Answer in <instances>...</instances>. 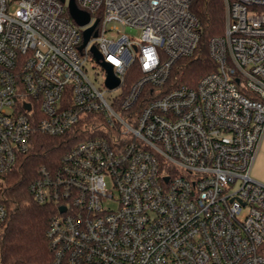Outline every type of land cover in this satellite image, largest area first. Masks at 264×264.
<instances>
[{
  "label": "built area",
  "instance_id": "built-area-1",
  "mask_svg": "<svg viewBox=\"0 0 264 264\" xmlns=\"http://www.w3.org/2000/svg\"><path fill=\"white\" fill-rule=\"evenodd\" d=\"M75 1L87 24L70 0H0V223L1 182L35 129L73 132L29 184L58 208L52 264H264V183L251 176L264 137V0H225L224 32L209 42L217 68L195 85L174 75L200 48L191 0Z\"/></svg>",
  "mask_w": 264,
  "mask_h": 264
},
{
  "label": "trees",
  "instance_id": "trees-1",
  "mask_svg": "<svg viewBox=\"0 0 264 264\" xmlns=\"http://www.w3.org/2000/svg\"><path fill=\"white\" fill-rule=\"evenodd\" d=\"M191 10L201 24L200 48L194 56L178 62L174 75L177 83L195 85L217 68L209 42L224 32L225 0H191ZM78 139L73 132L51 136L36 128L31 150L5 175L1 184L8 217L0 223V264H52L47 232L58 208L37 202L29 184L40 165L56 163Z\"/></svg>",
  "mask_w": 264,
  "mask_h": 264
},
{
  "label": "water",
  "instance_id": "water-1",
  "mask_svg": "<svg viewBox=\"0 0 264 264\" xmlns=\"http://www.w3.org/2000/svg\"><path fill=\"white\" fill-rule=\"evenodd\" d=\"M69 9H70L71 15L79 24L84 25L90 21L91 15L87 11L80 9L77 6L75 0H70ZM98 22H99V20H96L95 24L85 31V39H84V43L81 46V48L84 47L87 44V42L89 41V39L92 35V32H93L95 26L98 24ZM97 34H98V32L95 31L94 35L97 36ZM92 51L98 60L102 58L101 53L99 52V50L95 46L92 47ZM102 63L108 72V77L106 80L107 85L110 88H114V87L118 86L120 84V79L115 76V74L113 72V66L108 62L103 61ZM27 108L28 109L30 108L29 104L27 105ZM60 210L63 211V210H65V208L61 207Z\"/></svg>",
  "mask_w": 264,
  "mask_h": 264
},
{
  "label": "rangeland",
  "instance_id": "rangeland-1",
  "mask_svg": "<svg viewBox=\"0 0 264 264\" xmlns=\"http://www.w3.org/2000/svg\"><path fill=\"white\" fill-rule=\"evenodd\" d=\"M129 35L130 36H138L139 31L135 29H130L129 30ZM92 67L90 68L89 75L95 79L97 78L99 81H103L104 79V68L101 64L99 63H93L91 65ZM118 94V91H110L106 93L107 97H111ZM251 176L255 180L264 183V137L263 140L260 144L259 150L256 155V159L254 161V164L251 169Z\"/></svg>",
  "mask_w": 264,
  "mask_h": 264
}]
</instances>
